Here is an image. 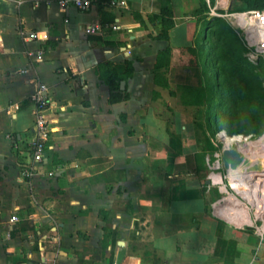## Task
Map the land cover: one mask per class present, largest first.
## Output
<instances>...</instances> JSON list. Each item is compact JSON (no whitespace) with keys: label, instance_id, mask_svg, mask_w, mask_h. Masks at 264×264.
I'll return each instance as SVG.
<instances>
[{"label":"crops","instance_id":"0c3cea01","mask_svg":"<svg viewBox=\"0 0 264 264\" xmlns=\"http://www.w3.org/2000/svg\"><path fill=\"white\" fill-rule=\"evenodd\" d=\"M169 1L174 27L163 41L147 18L165 0H127L104 15L58 0H0V264H264V237L243 231L247 214L216 207L177 107L169 77L175 63L197 69L179 58L190 59L198 32ZM110 16L106 30L85 33ZM168 46L165 89L154 66ZM127 61L128 98L110 103L99 75L106 63L121 74ZM39 84L50 134L44 165L25 179Z\"/></svg>","mask_w":264,"mask_h":264},{"label":"rangeland","instance_id":"374dc122","mask_svg":"<svg viewBox=\"0 0 264 264\" xmlns=\"http://www.w3.org/2000/svg\"><path fill=\"white\" fill-rule=\"evenodd\" d=\"M221 1L177 0V5L185 15L203 6L206 8L204 13L195 17L198 32L195 42L199 41L201 46L211 51L212 56H207L209 67L203 66L199 56L197 69H182L175 63L177 66L174 68L178 69L174 74H168L171 80H176L173 91L177 93V107L189 118L202 162L200 167L206 171L207 180L211 174L220 177V183L211 184L210 189L216 207L224 209L226 213L231 208L233 217L247 214L251 223L243 225V231L260 238L259 234L264 232V209L260 212L255 203L249 204L242 194L231 188L221 160L224 144L218 134L222 132L228 137L240 136L247 143H255L264 135V63L261 60L257 64L248 62L243 43L236 33H240V30L229 17L234 12L231 0L224 5ZM212 12L218 16H212ZM206 26H209L208 34L204 33ZM192 59L190 57L182 62L179 58V63L187 65ZM215 74L220 84L215 81ZM186 86L197 92L196 101L188 105L183 104L181 98L185 96L183 89ZM243 146L244 143L242 146L234 145L240 150ZM233 200L239 206H234Z\"/></svg>","mask_w":264,"mask_h":264},{"label":"built area","instance_id":"2783aa9c","mask_svg":"<svg viewBox=\"0 0 264 264\" xmlns=\"http://www.w3.org/2000/svg\"><path fill=\"white\" fill-rule=\"evenodd\" d=\"M98 2H101L104 10L108 11L127 9L128 7L127 0H58L57 3L62 8L73 7L80 12H87L93 6H96ZM214 13L215 12H212V16ZM214 16L218 15L216 14ZM233 22L236 28L240 30V33L239 31H236V33L243 43L245 57L248 62L257 64V62L261 60L264 63V11H244V13H242V18L238 17L237 20H233ZM242 22H244L245 26L241 25ZM108 27V25L90 26L85 29V33H100ZM111 29L115 31L117 27L112 25ZM46 91L45 85L39 84L31 96V100L34 104V136L28 146L29 162L24 164L21 169V176L25 179L37 175L40 171V167H42L45 162L44 153L46 151V142L50 134L48 115L50 104ZM218 156L219 155H216V157ZM215 177L216 176L213 174L209 176L211 184L215 183ZM10 221L15 222L17 219L16 217H11ZM259 236L262 239L264 237V232H261Z\"/></svg>","mask_w":264,"mask_h":264},{"label":"trees","instance_id":"16d2710c","mask_svg":"<svg viewBox=\"0 0 264 264\" xmlns=\"http://www.w3.org/2000/svg\"><path fill=\"white\" fill-rule=\"evenodd\" d=\"M264 0H231V8L234 9V12H243L247 10H262L264 8ZM97 9L99 12L104 15V10L101 2H98L96 4ZM206 8L203 6L200 9L196 10L195 12H192L188 14V16L192 17H198L200 14L204 13ZM137 19L142 23V20H140V17H137ZM147 20L151 23H156L160 26V33L154 38L155 40H163L168 41V32L174 27L173 22V11L170 6V1L165 0L164 6L161 8L159 14H154L151 16H148ZM114 22V16H110L108 19L102 21V25H110ZM204 33H209V26L204 27ZM202 40V39H201ZM196 47L193 49H186L187 52L193 57L191 62L189 63L190 66L199 67V56L200 61L202 62L204 67H209V63H206L207 58H211L212 54L211 51L207 50L204 46L200 45V42L197 41ZM204 45V44H203ZM172 53V49L168 46L164 50L158 53L157 55V62L154 66V80L155 84L163 87V88H169V85L166 82L164 75V71L168 69L169 62H170V56ZM208 56V57H207ZM103 72L100 73L99 78L101 80H104L109 87L110 90V97L109 102L110 103H117L124 101L128 98V95L126 94L125 90L120 89V82L127 80L129 77H131L133 68L132 63L127 61L125 63L124 72L119 74L116 71V67H114L111 63H106L104 65ZM218 75L215 74V81L217 80ZM218 84L220 82L218 81ZM183 90H185V96L183 95L181 98H183V104H190L194 101H196L197 92L193 90V88L186 86ZM227 136V135H226Z\"/></svg>","mask_w":264,"mask_h":264},{"label":"bare ground","instance_id":"6f19581e","mask_svg":"<svg viewBox=\"0 0 264 264\" xmlns=\"http://www.w3.org/2000/svg\"><path fill=\"white\" fill-rule=\"evenodd\" d=\"M221 2L224 5L226 2H228V0H222ZM242 13H244V11L231 13L229 17L232 19V21H236L238 17L242 18ZM214 15H216V13H214L213 16ZM241 25L245 26L244 22H242ZM218 136L223 141L225 148L234 147V145L237 146L240 144L242 146L244 143L242 150H238L245 157L254 161L263 160L264 162V135L259 140H257V142L255 141V143H247V141L240 136L228 137L222 132L218 134ZM227 174L230 180L231 188L242 194L244 199H246L249 204L255 203L261 212V210L264 209V173L255 174L247 172L246 168L244 167L242 169H229L227 170ZM220 181V177L217 175L215 177V184L220 183ZM233 204L234 206H239V203L234 200ZM246 221L250 222L248 215L246 216Z\"/></svg>","mask_w":264,"mask_h":264},{"label":"water","instance_id":"95a60500","mask_svg":"<svg viewBox=\"0 0 264 264\" xmlns=\"http://www.w3.org/2000/svg\"><path fill=\"white\" fill-rule=\"evenodd\" d=\"M125 82L120 83V89L124 90ZM221 160L224 169H242L246 168L247 172L259 174L264 173V162L250 160L245 157L236 147L223 148Z\"/></svg>","mask_w":264,"mask_h":264}]
</instances>
